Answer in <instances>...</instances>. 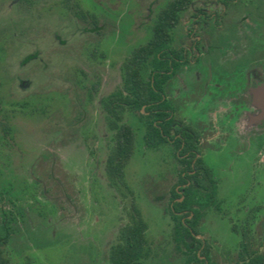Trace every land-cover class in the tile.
<instances>
[{
  "label": "flooded vegetation",
  "instance_id": "flooded-vegetation-1",
  "mask_svg": "<svg viewBox=\"0 0 264 264\" xmlns=\"http://www.w3.org/2000/svg\"><path fill=\"white\" fill-rule=\"evenodd\" d=\"M105 1L94 0L87 7L81 0H0L2 143L18 154L24 152L18 140L27 133L24 129L31 126L35 115L50 111L56 92L57 98L66 102L71 92L73 108L79 107L80 112L98 94L96 102L112 134L105 162L109 185L116 183L123 188L121 192L130 193L124 225L132 222L135 210L146 224L144 246L149 253L141 255L139 263L264 264V198L253 193L256 185L264 186V0H128L129 33L146 25L149 35L130 47L117 76L112 65L106 68L113 75L108 84L116 80L119 84H112L103 94L101 68L69 51L72 44H82L90 37L92 59L105 56L99 49L101 37L105 33L113 36L116 15L115 0ZM131 3L132 7H127ZM169 3L172 11L165 16L164 42L157 48L156 106L149 107V102L143 101L136 109L131 90L124 84L126 62H131L128 58L135 49L148 41ZM105 10L113 11L112 20L105 16ZM50 21L54 26L49 27ZM69 35L74 36L73 43ZM78 63L76 71L69 72ZM138 70L144 75L148 72L146 66ZM60 104L58 116L64 119ZM127 118H136L145 145L159 150L163 164L165 154L174 161L177 178L164 204L171 227L164 242L148 237L147 221L125 179L127 163L121 176L115 178L107 167L116 142L114 123L128 124L136 133ZM150 121L156 126V137L151 140L147 130ZM44 135L51 136L47 130ZM45 154L47 157L51 151ZM244 163L256 172L252 194L250 198L243 194L231 199L224 190V170ZM34 181L40 183L39 179ZM165 195L162 192L154 197L160 201ZM186 199L185 207L174 208L175 202ZM179 219L182 226H178ZM12 220L11 212L4 210L2 230H9L10 237L2 252L14 233ZM214 223L225 227L214 232L210 227ZM122 234L114 235L107 252L100 256L101 264L105 260L112 264L111 252L124 242Z\"/></svg>",
  "mask_w": 264,
  "mask_h": 264
},
{
  "label": "rangeland",
  "instance_id": "rangeland-1",
  "mask_svg": "<svg viewBox=\"0 0 264 264\" xmlns=\"http://www.w3.org/2000/svg\"><path fill=\"white\" fill-rule=\"evenodd\" d=\"M81 2L90 7L94 0ZM105 2L108 4L109 0ZM115 3V32L113 36L103 34L100 41L99 49L105 56L92 59L90 37L84 38L82 44H72L69 51L75 52L83 62L101 68L103 94L112 88V84H119L118 80L108 84L113 75L106 68L112 65L114 76H117L130 47L149 35L146 25L129 33L128 0H115ZM127 7H132V3ZM103 12L113 19V11ZM52 26L53 21H50L49 27ZM68 37L73 43L74 36ZM78 66L79 63L72 65L69 72H75ZM68 93L67 102L60 97L65 102L60 104L59 92H56L57 96L51 99L50 111L31 119L34 124L32 122L24 129L27 133L18 140L19 146L24 148L21 154L2 143L0 137V232L4 210L11 212L15 222L12 223L13 236L3 246L2 254L14 264H101L100 256L114 241V235L126 231L124 221L129 216L130 193L121 192L123 188L116 183L109 185L107 179L105 162L112 146V134L96 102L98 94L83 108V116L79 107L73 108L71 92ZM58 104L66 116L64 119L58 116ZM127 120L136 133L125 179L132 188L135 204L147 221L148 237L164 242L171 227L164 204L177 178L174 161L165 154L163 164L159 150L145 145L142 126L136 118ZM46 130L51 135L49 138L44 135ZM48 150L51 154L46 157ZM236 161L239 162L233 158V162ZM255 173L246 164L224 170L225 193H230L231 199L243 194L250 198ZM34 179H39L40 183ZM162 192L166 195L157 201L155 194ZM253 193L264 198V186L256 185ZM210 227L218 232V228L225 226L214 223ZM104 264H109L108 260Z\"/></svg>",
  "mask_w": 264,
  "mask_h": 264
},
{
  "label": "trees",
  "instance_id": "trees-1",
  "mask_svg": "<svg viewBox=\"0 0 264 264\" xmlns=\"http://www.w3.org/2000/svg\"><path fill=\"white\" fill-rule=\"evenodd\" d=\"M176 2V0L174 1ZM172 11V4L164 8L163 13L157 18L153 27V32L148 41L135 49L132 56L128 58L131 62H126L125 88L130 89L132 93V105L139 109L143 101L149 102V107L156 106L155 99L157 98L156 87L158 74L156 72L157 63V48L159 42L163 41L164 28L166 23V14ZM146 66L148 72L146 75L139 73L138 68ZM124 97L122 92L118 93ZM148 107V109H149ZM118 114V112L116 113ZM142 114V113H141ZM143 115V114H142ZM116 126V142L115 147L108 157L107 167L110 175L114 178L121 176L123 166L129 160L133 152L134 145V130L128 124H120L115 122ZM150 140L156 137V126L153 122L147 125ZM187 199L184 202H175V209H182L187 204ZM178 226H182L180 219L177 221ZM146 224L139 215V211L133 213L132 222L127 224L126 231L122 234L124 242L115 246L111 252L112 264H144L139 263V257L145 253H149L144 243V231ZM10 237L9 230H1L0 232V264H12L2 254V245Z\"/></svg>",
  "mask_w": 264,
  "mask_h": 264
}]
</instances>
